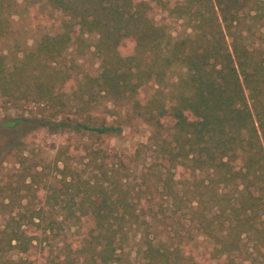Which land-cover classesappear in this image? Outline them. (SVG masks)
Segmentation results:
<instances>
[{
  "label": "trees",
  "instance_id": "1",
  "mask_svg": "<svg viewBox=\"0 0 264 264\" xmlns=\"http://www.w3.org/2000/svg\"><path fill=\"white\" fill-rule=\"evenodd\" d=\"M45 10L34 47L0 54V107L31 114L0 124L18 165L0 180V264H264V0H0V40ZM91 48L98 74L74 80L64 56ZM139 123L136 170L103 145ZM40 129L62 138L55 173L28 146ZM48 211L76 227L57 261ZM198 237L212 244L199 258Z\"/></svg>",
  "mask_w": 264,
  "mask_h": 264
},
{
  "label": "rangeland",
  "instance_id": "2",
  "mask_svg": "<svg viewBox=\"0 0 264 264\" xmlns=\"http://www.w3.org/2000/svg\"><path fill=\"white\" fill-rule=\"evenodd\" d=\"M45 13V16H37L29 14L27 11H22L11 17V32L4 39L0 40V54L5 55L6 62L11 64L16 59H20L23 53L31 47H34L42 34L49 30L56 14H53L49 10H45ZM152 17L158 21H165L169 25L168 29L173 38H177L185 32L186 22L182 19L167 17V14L160 9L154 10L152 12ZM124 48H126V50L130 49V43L126 42ZM93 50L94 49L91 48L84 56H76L72 51L64 56L63 63H65L66 66L71 64V59L77 64V66L71 69L74 80L78 81L85 73L90 75L98 74L99 60ZM103 103L106 104L105 101H103ZM22 113L28 118L31 117L29 111L27 112L20 108L0 107V124L5 122L8 117ZM112 117L108 119L111 120L113 119ZM148 133V127L142 123L134 127H125L119 134L108 136L103 146L119 153L126 162L133 166V168L139 170L145 162H148V158L145 156L144 152L141 153L140 150L138 152L140 145L146 142ZM11 141L12 136L8 132L0 130V149L4 151L1 159H5L1 166V181H6V175L15 172L18 167L14 155H5L8 151L7 144ZM27 141H29L28 146L32 149L35 159L45 167L44 171L52 170V173H55L53 170V159L57 146L60 141H62L61 136L58 134H50L47 133L46 130L40 129L29 134ZM50 179L56 181L54 177H50ZM35 204L37 203L35 202ZM51 221H55V223L51 224ZM2 223L3 220L0 216V229L2 228ZM46 224L45 231L42 233V237L45 239V253L57 261L63 257L65 244L71 242V239H74L76 236V227L73 225L70 226L71 223L63 217L62 212H51L50 214L48 211L44 221V225ZM39 236L41 237V233ZM195 240H190L187 244L189 245V253L197 258L201 256L204 249L209 250L212 248V244L202 240L200 237ZM194 242H197L199 252H195Z\"/></svg>",
  "mask_w": 264,
  "mask_h": 264
}]
</instances>
